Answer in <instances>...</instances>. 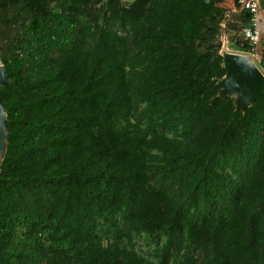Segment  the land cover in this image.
I'll use <instances>...</instances> for the list:
<instances>
[{
	"label": "trees",
	"instance_id": "trees-1",
	"mask_svg": "<svg viewBox=\"0 0 264 264\" xmlns=\"http://www.w3.org/2000/svg\"><path fill=\"white\" fill-rule=\"evenodd\" d=\"M218 1L0 0V264H264V81L218 96Z\"/></svg>",
	"mask_w": 264,
	"mask_h": 264
},
{
	"label": "water",
	"instance_id": "water-1",
	"mask_svg": "<svg viewBox=\"0 0 264 264\" xmlns=\"http://www.w3.org/2000/svg\"><path fill=\"white\" fill-rule=\"evenodd\" d=\"M224 66V69L220 68L216 72L217 77L224 75L226 77L219 85H216L217 88H221L219 97L226 99L227 96L237 93V104L235 105V109L244 110L255 102L256 97L260 92L261 84L264 81V75L253 64L251 59L245 55L229 54L225 56ZM5 83L6 73L4 66L2 65L0 66V91ZM5 124L6 114L0 103V138L8 140Z\"/></svg>",
	"mask_w": 264,
	"mask_h": 264
},
{
	"label": "rangeland",
	"instance_id": "rangeland-1",
	"mask_svg": "<svg viewBox=\"0 0 264 264\" xmlns=\"http://www.w3.org/2000/svg\"><path fill=\"white\" fill-rule=\"evenodd\" d=\"M132 0H122L124 3H130ZM262 7L260 8V12L264 15V0H260ZM218 8H220L224 12V18L220 21L221 30L218 32L216 43L219 44L218 53L222 56V69H224V57L227 55H245L251 59L253 64L259 69V71L264 75V70L260 65V62L257 58H253L246 48L244 41L240 34V15L242 14L241 7L235 6L232 0H219L216 4ZM13 37H9L5 40L0 41V56L7 53L8 49L12 47ZM16 41V40H14ZM200 51H203L201 49ZM0 66L2 64L0 63ZM217 80V85L220 84L222 80H225V75L221 77L215 76ZM221 90V88H219ZM220 96V91L219 95ZM227 98H232L234 100V104H237V93H233L231 96H227ZM4 115V112H3ZM1 161V160H0ZM147 240L145 238H141L139 240V245H141L144 250H146Z\"/></svg>",
	"mask_w": 264,
	"mask_h": 264
},
{
	"label": "built area",
	"instance_id": "built-area-1",
	"mask_svg": "<svg viewBox=\"0 0 264 264\" xmlns=\"http://www.w3.org/2000/svg\"><path fill=\"white\" fill-rule=\"evenodd\" d=\"M260 4V0H239L241 10L248 16V23L241 26L240 34L253 58L258 57L257 48L264 46V36L259 27Z\"/></svg>",
	"mask_w": 264,
	"mask_h": 264
},
{
	"label": "crops",
	"instance_id": "crops-1",
	"mask_svg": "<svg viewBox=\"0 0 264 264\" xmlns=\"http://www.w3.org/2000/svg\"><path fill=\"white\" fill-rule=\"evenodd\" d=\"M261 35L264 36V23L262 24V28L260 30ZM257 55L258 57H256L259 61L260 60H264V46H259L257 48Z\"/></svg>",
	"mask_w": 264,
	"mask_h": 264
},
{
	"label": "bare ground",
	"instance_id": "bare-ground-1",
	"mask_svg": "<svg viewBox=\"0 0 264 264\" xmlns=\"http://www.w3.org/2000/svg\"><path fill=\"white\" fill-rule=\"evenodd\" d=\"M5 133V131H4ZM6 143H7V140L5 138H0V160L2 159L3 157V154H4V150H5V147H6Z\"/></svg>",
	"mask_w": 264,
	"mask_h": 264
}]
</instances>
